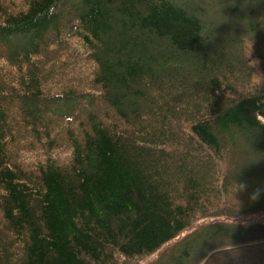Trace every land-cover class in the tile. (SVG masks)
Masks as SVG:
<instances>
[{
  "label": "trees",
  "instance_id": "obj_1",
  "mask_svg": "<svg viewBox=\"0 0 264 264\" xmlns=\"http://www.w3.org/2000/svg\"><path fill=\"white\" fill-rule=\"evenodd\" d=\"M208 1L0 0V264H264V17Z\"/></svg>",
  "mask_w": 264,
  "mask_h": 264
},
{
  "label": "rangeland",
  "instance_id": "obj_2",
  "mask_svg": "<svg viewBox=\"0 0 264 264\" xmlns=\"http://www.w3.org/2000/svg\"><path fill=\"white\" fill-rule=\"evenodd\" d=\"M207 3H208V7L215 6L210 0ZM229 3L231 4V2H229ZM251 7L256 9L259 12V14L264 17V0H253V1H251ZM216 10H217V8H216ZM225 14L227 15L228 13H221L220 16L222 17ZM227 16H229V15H227ZM242 19L244 20V16L242 17ZM49 35H51V34H49ZM84 52L79 51V53H80L79 58L69 64V65H71L74 62L78 61V63L76 64V68L78 70L81 69L83 73L78 74L74 71V69L72 67L69 66V68L67 70L70 73L69 75H71V73H75L78 76L84 77L86 72L92 70L93 64L87 59V54ZM72 53H74V50L72 51ZM241 147L244 149L243 150L244 151V153H243V155H244L243 156V158H244L243 162L244 163H243V166L241 165V170H240V171H242V177L245 180H247V182L249 181V186L252 187L251 188L252 193L253 192L255 193V191L261 190L264 194V163L261 164V162H258L259 168L256 169L255 168L256 166H254L255 162L254 163L252 162L253 164L251 163V160H253V158L251 159V157H253L254 155H257V151L252 148V149H249L250 152H247L245 147H243V144L241 145ZM58 151H59V149H57L53 152V155L55 158H60V160H62V161L68 159L70 152L66 146L63 147V149L61 150L60 153H57ZM40 154H41L40 151H34L33 150V151H28L27 156H29L33 160H37L39 158ZM248 163L250 165L249 169L244 168V164L247 165ZM188 233H189V231H186L185 233H183L179 237H177L173 241V243L171 245H169L170 248L167 246V248H169L170 250L169 249L167 250V248L165 249L169 252H165L167 254L163 260L168 261V260H171L175 256H180V254H182L183 251L185 250V247H184L185 244L184 243L186 241H187V244H189V246L192 244L193 247H191L192 248L191 252H192L194 257L197 256L198 254L200 255L202 252L204 253L209 247L212 246L213 241L208 240V239L207 240L203 239V240L193 242L194 237L189 238L186 241L179 242V241L183 240V238L186 237V235ZM177 242H179V243L176 244ZM158 256H160V254L153 255V256L147 257L145 259L137 260V261L127 262L126 264H148V263L150 264V262L159 259ZM210 257H211V254L209 256H207L204 263L209 262ZM167 264H171V262H169Z\"/></svg>",
  "mask_w": 264,
  "mask_h": 264
}]
</instances>
